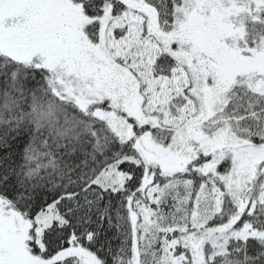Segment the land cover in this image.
<instances>
[{"label": "snow or ice", "instance_id": "snow-or-ice-1", "mask_svg": "<svg viewBox=\"0 0 264 264\" xmlns=\"http://www.w3.org/2000/svg\"><path fill=\"white\" fill-rule=\"evenodd\" d=\"M0 264H264V0H0Z\"/></svg>", "mask_w": 264, "mask_h": 264}]
</instances>
